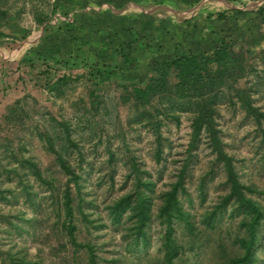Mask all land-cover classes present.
<instances>
[{"label": "rangeland", "instance_id": "374dc122", "mask_svg": "<svg viewBox=\"0 0 264 264\" xmlns=\"http://www.w3.org/2000/svg\"><path fill=\"white\" fill-rule=\"evenodd\" d=\"M54 2L31 0L20 18L12 17L15 29L4 31L1 64L27 45L39 25L52 20ZM257 24L259 36L236 45L249 50L253 62L255 56H264V19H257ZM256 63L252 87L256 74L264 79V61ZM93 69L90 81L74 75L57 87L55 101L24 96L17 103L24 105L27 115L18 108L10 123L5 119L17 104L6 110L0 123V264L19 260L26 264H232L243 258L241 241L249 238V218L238 214L234 200H228L227 173L210 139L201 135L194 140L187 114L158 132L136 124L131 121L136 115L134 104L120 99L122 88L96 87L100 74ZM259 80L263 90H252L251 98L264 113V80ZM251 83L244 85L243 79L239 86L250 88ZM215 123L234 175L250 189L247 196L264 208L263 121L239 104L226 103L217 107ZM59 155L69 173L57 162ZM16 160L26 165L22 177L12 171ZM146 183H151V191ZM177 183L181 184L177 197L190 214L193 233L173 221L168 237V225L159 217L161 196ZM66 194L75 227L72 236L64 228ZM124 196L152 200L145 240L138 243L135 218L126 214L114 223L109 216V207ZM212 215L209 225L207 218ZM255 239V264H264V218ZM169 251L171 256L166 257Z\"/></svg>", "mask_w": 264, "mask_h": 264}, {"label": "crops", "instance_id": "0c3cea01", "mask_svg": "<svg viewBox=\"0 0 264 264\" xmlns=\"http://www.w3.org/2000/svg\"><path fill=\"white\" fill-rule=\"evenodd\" d=\"M52 13L0 63V123L26 95L55 101L58 79L90 81L95 68L96 87L120 89L144 82L157 63L209 53L223 39L243 44L259 36L264 0H55Z\"/></svg>", "mask_w": 264, "mask_h": 264}, {"label": "trees", "instance_id": "16d2710c", "mask_svg": "<svg viewBox=\"0 0 264 264\" xmlns=\"http://www.w3.org/2000/svg\"><path fill=\"white\" fill-rule=\"evenodd\" d=\"M31 0H0V44L3 38H6L5 30L9 25L12 17L20 18L26 11V6ZM43 2V0H41ZM39 16V15H38ZM43 18V17H42ZM35 20L38 21L36 17ZM41 21V20H40ZM43 22V21H42ZM261 55H264L262 50ZM256 60H261L262 65L264 56H255ZM256 60L253 62L252 53L244 47L236 46L229 39H223L209 53H191L188 55L176 57L168 62H161L154 65L151 75L144 82H131L122 85L123 93L120 96L121 101L134 104L136 115L131 119L138 125L147 126L152 131L158 132L160 128L171 121L177 122L182 114L190 116L192 136L195 141L201 135H205L213 144V150L217 153L218 159L223 162L227 173V181L230 184L229 199L236 203L234 210L249 218L247 232L249 238L241 241L245 248V255L237 262L232 264H255V236L259 228L260 221L264 218V208L247 196L245 191L251 192L249 188L239 183L234 175L232 161L221 150V141L217 137L215 116L217 107L222 104L239 106L246 111L248 115L254 117L258 122L263 121L264 113L253 106L251 92L254 90H263L260 80V74H256L258 80L252 87L250 76L258 73ZM94 67V66H93ZM245 80V84L251 83V87L239 86L240 80ZM67 80L58 79L56 85L65 84ZM57 86V87H58ZM56 87V88H57ZM260 89H255V88ZM17 105L11 108L10 115L5 121L10 123L17 115L18 108L25 112L24 105ZM50 142V139H48ZM57 162L63 169L67 168L66 163L61 155L58 156ZM31 165H27L30 168ZM26 165L16 160V167L12 171L24 176ZM67 170V169H65ZM69 173V171L67 170ZM40 179L41 174L36 173ZM146 189L151 191V183H146ZM181 184H175L172 189L161 196L162 204L159 209V217L163 218L172 233L171 223L173 221L183 223L188 228L189 233H193V225L190 222V214L185 212L178 200V189ZM8 192L13 196L12 190ZM63 206L66 211L68 223L64 228L72 236L75 227L70 222L72 208L70 205L69 195L64 197ZM109 216L114 223H119L123 216L128 214V218H135V243L139 239L145 240L144 228L151 219L152 200L150 197L143 196L136 201L132 196H124L114 202L109 207ZM214 215L207 218L210 225ZM169 239V238H168ZM171 243V242H170ZM176 249H173V256ZM166 253V257H170ZM18 264H26L19 260Z\"/></svg>", "mask_w": 264, "mask_h": 264}]
</instances>
